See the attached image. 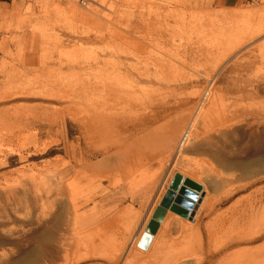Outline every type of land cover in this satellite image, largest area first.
<instances>
[{
  "label": "rangeland",
  "instance_id": "374dc122",
  "mask_svg": "<svg viewBox=\"0 0 264 264\" xmlns=\"http://www.w3.org/2000/svg\"><path fill=\"white\" fill-rule=\"evenodd\" d=\"M98 3H93L91 0H13L11 2L0 0V264H68L78 251V253H83L86 250L96 256L79 264H127V261L128 264H133L130 261L131 256L141 258L138 260L141 264L142 262L144 264H167L166 261L176 256L178 252L179 256L189 255V258L186 257L187 261L184 260L181 264H208L205 258L210 259L209 251L214 255L212 264H253L257 253L263 254L264 252V239L254 243L248 241L250 233L264 228V217L254 219L255 221L250 218L251 211L258 208V205L261 208L264 207V199L258 205L254 202L258 197V191L264 193V151L257 153L258 155L255 154V159L251 156L250 150L247 151L245 148L246 145L251 144L247 138L248 133L242 139L232 138L233 143L226 135L220 139L222 142H219L221 137L217 139L214 132L216 129V131L218 129L229 131L235 128L246 132H249V129H264V45H262L264 44V0H197L195 8L191 11L179 7L177 9L180 13L175 11L173 19H177V23L180 21L188 24L189 21V30L185 31L187 33L184 31L180 33L177 27L173 29L172 19L167 20V27L158 23V18L172 9L171 4L167 5L165 0H107L105 5L108 9L111 7L110 12L106 7L105 9L98 7ZM93 5L103 10L101 12L102 15L104 14L103 17L109 14L114 19L107 16L112 21H108L106 17L103 19L101 14L99 16L100 12L97 15L95 11H91L96 8H93ZM88 7L91 10H88ZM115 8L116 11L113 13ZM145 10L149 12L146 13ZM87 12H90V16ZM134 14L139 16L136 18ZM88 16L90 18L96 16L98 22L93 18V21H96H92L93 24L88 20ZM105 19L108 23L107 28L111 23L112 28H108L110 30H105ZM144 20L145 23L142 22ZM150 20L153 22H149ZM101 21L102 24L104 21V26L99 23ZM86 22L89 24L86 25ZM131 24L136 25V33L132 32ZM101 27L105 28L104 31ZM138 27L141 30H138ZM257 28L263 29L259 37L254 39L250 45H247L250 42L246 43L242 49L240 48L230 57L227 63H224L227 59L223 61L221 57L227 52L225 49L232 47L231 44L238 41L239 37L255 34ZM127 30L128 33H126ZM106 31L110 36L112 34L111 38L107 39ZM175 31H178L180 36L186 35L180 38ZM160 32L164 39L159 42ZM190 33L193 34L190 36ZM119 34L134 36L133 38L129 36L128 39L123 37L124 40H122L121 35L117 36ZM175 35L179 37L175 38ZM129 39L131 46L130 42L129 44L123 42ZM172 40L175 43H172ZM136 41L137 44L143 41L139 50L137 49L139 45L135 44L136 48L133 46ZM170 46L178 49H171ZM186 47H194L196 56H194V62L185 60ZM112 49L116 50L118 58ZM128 51L131 55L136 53L134 57L140 60L137 62L132 59ZM161 52L167 54L168 58L163 59L165 54L161 55ZM169 53H175L177 60L175 57L171 58L174 55H169ZM121 54H124V57ZM141 55L145 57V60ZM106 56L110 57V61L121 62L125 67L129 64L141 66L139 61H145L146 64L150 62L148 67L152 73L154 70L151 65L162 56L161 65L155 69L159 70L160 67L162 71L165 68L163 75L168 73V78H170H165L166 81L162 83L151 78L150 83L138 86L146 89L149 96L144 95V99L137 98L138 100L135 96L134 99L132 98L131 104L134 106L127 110L120 120L124 125L122 129H132L136 124H151L152 126L148 129H162L156 138L163 139L171 133V129H179L186 117L181 113L192 102L195 103L198 94L203 93L207 88L202 94L205 98L208 96L204 110L199 113L205 98L194 115L187 120L189 124L186 128V134L191 128L203 129L204 135L201 138L196 136L191 140L183 139V143L173 153L161 144L160 148H155L154 156L148 158L145 167L139 168L140 171L132 174L133 176L129 175L128 180L121 178L120 180L121 173L117 170L111 172L113 175L107 179L104 175L94 177V170L86 166L96 162L99 158L79 161V151L83 147L85 120L87 119L85 99L80 94L81 84L88 79L93 80L95 72L102 66L97 62L104 59L107 61ZM24 57H27L26 60ZM173 60L179 63L173 64ZM184 61L186 63L182 65ZM168 63L171 66L169 64L167 68ZM68 67L74 70L70 71ZM85 70L91 71L84 73ZM87 73L88 77H83ZM172 77H177V80ZM177 82L182 84L181 88L175 87ZM93 100L90 101L92 109L96 106V99ZM236 118L238 120H234L232 125L221 126L222 123ZM197 123L202 127L200 128ZM208 129L212 132H208ZM261 138L259 141H263L258 142L257 140V148L258 145L264 143V139ZM213 139L215 143L212 142ZM211 142L214 145L219 143L213 146ZM234 145L238 147L235 149ZM237 153L240 155L237 156ZM176 174L200 185V189L192 190L195 195L194 200H198L199 204L206 194L210 195V198L203 206L196 223L190 217H186L195 225L189 226L184 221V225L178 223L180 226L178 227L177 224L173 227L172 232L174 233H169L161 245V254L158 252L159 255L156 253L158 256L155 253L150 256V243L153 239V235L150 236L151 222L155 221L154 216L169 192L171 181ZM129 179L132 186L129 185ZM133 188L137 189L136 192ZM140 188L143 189L140 190ZM204 189L208 191L205 192L206 194L203 192ZM194 200L191 201L192 206L195 203ZM210 200H213V203H210ZM187 211L188 215L190 209ZM167 212L168 210L166 214ZM179 216L184 219L183 216ZM235 217L238 219L231 222ZM257 222L258 225H256ZM186 225L194 227V231L197 229L198 235L193 236L191 232L185 230ZM182 228L186 234L181 231ZM236 232H241L242 240L238 244L230 243L229 238H232ZM170 235L172 237L169 241ZM150 237L151 241L147 246ZM124 239H127L124 253L118 255L116 251L113 254L116 255L114 260L111 257L107 259L106 256V259L103 258L100 252L113 248L114 242H124ZM174 240L176 242H172ZM185 240L190 242L186 243ZM190 244L194 247L191 248ZM173 245H177L176 248ZM224 245L226 250L214 253L217 248ZM161 249L166 252L168 250L167 255ZM62 250H65V253Z\"/></svg>",
  "mask_w": 264,
  "mask_h": 264
},
{
  "label": "bare ground",
  "instance_id": "6f19581e",
  "mask_svg": "<svg viewBox=\"0 0 264 264\" xmlns=\"http://www.w3.org/2000/svg\"><path fill=\"white\" fill-rule=\"evenodd\" d=\"M93 3H95V2H99L97 5H98V7H102V8H104L105 9V7H106V5H105V3H106V1L107 0H91ZM118 1V0H117ZM121 1V0H120ZM127 1V0H126ZM131 1V0H130ZM147 1V0H146ZM150 1V0H149ZM166 1V3H168L167 5H169V3L171 4V10L170 11H168V12H166V13H163V14H165V15H163L162 17L160 16L159 18H158V23L159 24H162V25H164L165 27H167V20H169V19H172L173 20V24L174 25H172V27H173V29H174V27H177V28H179L180 29V33L182 32V31H186L187 29L189 30V28H188V24L190 23L189 21H188V24H186V22H183V23H181L180 21L177 23V19L175 20V19H173L174 17H175V15H174V12L175 11H177V13L179 14L180 13V10L179 9H177V8H179V7H183V8H185L186 10H188V11H191V10H193L194 8H195V6H196V4H197V0H165ZM71 2V1H70ZM69 2V3H70ZM109 2V1H108ZM139 2V1H138ZM160 2V1H159ZM56 3V2H55ZM68 3V2H67ZM68 3V4H69ZM112 3V2H111ZM141 3V2H140ZM143 3V2H142ZM150 3V2H149ZM148 3V4H149ZM158 3V2H157ZM161 3V2H160ZM115 4V3H114ZM117 4V3H116ZM156 4V3H155ZM155 4H154V6H155ZM74 5V4H73ZM73 5H71V7L73 6ZM86 5V4H85ZM88 5H89V3H88ZM107 5H110V4H108L107 3ZM127 5H128V3H127ZM132 5V4H131ZM130 5V6H131ZM146 5V4H145ZM163 5H164V2H163ZM162 4H161V6H163ZM94 6V5H93ZM92 6V7H93ZM111 6H112V4H111ZM130 6H129V8H130ZM178 6V7H177ZM96 6H94L93 8H95ZM98 7H96L95 8V10L94 9H90L89 7V9L88 10H91V11H95L96 12V14L97 13H99V16H100V14H101V12L103 11H101ZM109 7V6H108ZM115 7H118V6H115ZM122 7V6H121ZM137 7V6H136ZM169 7V6H168ZM70 8V7H69ZM68 8V9H69ZM72 8H74V7H72ZM76 8V7H75ZM101 8V9H102ZM111 8V7H110ZM109 8V9H110ZM125 8V7H124ZM128 8V7H127ZM148 8V7H147ZM78 9V8H77ZM106 9L110 12V10L106 7ZM112 9H114L113 7H112ZM122 9V8H121ZM133 9V8H132ZM143 9V8H142ZM75 10V9H74ZM79 10V9H78ZM107 10H104V11H107ZM118 10V9H117ZM130 10V9H129ZM138 10V9H137ZM144 10V9H143ZM71 11V10H70ZM69 11V12H70ZM76 12H78L77 10H75ZM74 11V12H75ZM115 11H116V8H115V10H114V12L113 13H115ZM121 11V10H120ZM125 11V10H124ZM128 11V10H127ZM146 11V10H145ZM158 11V10H157ZM94 12V13H95ZM111 12V13H112ZM133 12V11H132ZM147 12H149V11H146V13ZM105 13V12H104ZM106 13H108V12H106ZM113 13L111 14V15H113ZM117 13V12H116ZM155 13V12H154ZM87 14H89V16H90V12H87ZM95 14V15H96ZM193 14V13H192ZM42 15V14H41ZM76 15H77V13H76ZM79 15V14H78ZM84 15H86V14H84ZM91 15H92V13H91ZM98 15V14H97ZM109 14H107L106 16L107 17H109V18H113V16H111L110 17V15L108 16ZM120 15V14H119ZM135 15V14H134ZM47 16V15H46ZM74 16V15H73ZM82 16H83V14H82ZM88 16V20H90L91 22L94 20L93 18H95V20L97 21V19H96V16H91L92 18H90ZM101 16H102V18L104 19L105 17H103L104 16V14L102 15L101 14ZM136 16V18H137V16H139V15H135ZM147 16V15H146ZM149 16V15H148ZM151 16V15H150ZM158 16V15H157ZM192 16V15H191ZM190 16V17H191ZM78 17V16H77ZM84 17V16H83ZM106 17V18H107ZM128 17V16H127ZM131 17V16H130ZM143 17V16H142ZM141 17V18H142ZM177 17H180V16H177ZM195 17V16H194ZM11 18V17H10ZM27 18V17H26ZM25 18V19H26ZM101 18V19H102ZM109 18H107L108 19V21H110L111 19H109ZM116 18V17H115ZM132 18H134L133 16H132ZM140 18V17H139ZM144 18H146L145 16H144ZM143 18V19H144ZM149 18V17H148ZM147 18V19H148ZM186 18H187V16H186ZM45 19V18H44ZM46 19H48V18H46ZM45 19V20H46ZM76 19H78L79 20V18H76ZM83 19H86V18H83ZM82 19V21H85V20H83ZM92 19V20H91ZM114 19V18H113ZM118 19V18H117ZM135 19V18H134ZM142 19V20H143ZM157 19V18H156ZM182 19H183V17H182ZM87 20V19H86ZM139 20V19H138ZM138 20H136V21H138ZM48 21V20H47ZM96 21H93V22H96ZM105 22H106V19L104 20ZM104 21H103V24H102V21L101 22H99V23H101L103 26L105 25L104 24ZM112 21V20H111ZM127 21V20H126ZM129 21V20H128ZM182 21H184V20H182ZM90 22V23H91ZM92 22V23H93ZM98 22V21H97ZM116 22V21H115ZM123 22V21H122ZM142 22H146L145 20L144 21H142ZM142 22H141V24H142ZM147 22H148V20H147ZM149 22H151V20L149 21ZM153 22V21H152ZM151 22V23H152ZM171 22V21H170ZM192 22H193V20H192ZM203 22V21H202ZM20 23V22H19ZM24 23V22H23ZM22 23V24H23ZM85 23V22H84ZM87 23V22H86ZM131 23H132V20H131ZM139 23V22H138ZM78 24V23H77ZM80 24V23H79ZM89 23H87L86 25H88ZM94 24V23H93ZM107 22H106V25L104 26L105 28H103V27H101V29H102V31H104V29L105 30H107L108 28H110L111 26V23H110V25H109V27L107 28L106 26H107ZM129 24V23H128ZM150 24V23H149ZM156 24V23H155ZM84 25V24H83ZM112 25H113V23H112ZM146 25V24H145ZM162 25H161V27H162ZM191 25H193V24H191ZM91 26V25H90ZM89 26V27H90ZM99 28H100V26L99 25H97ZM116 26V25H115ZM118 26V25H117ZM123 26V25H122ZM126 26V25H125ZM131 26L133 27H131L132 29H133V33L135 32V29H137V27H136V25H132L131 24ZM140 26V25H139ZM146 26H148V24L146 25ZM150 26V25H149ZM156 26V25H155ZM157 26H159L158 24H157ZM190 26V25H189ZM194 26V25H193ZM206 26V25H205ZM257 26V25H256ZM73 27H75L74 25H73ZM78 27V26H77ZM77 27H76V29H77ZM81 27V26H80ZM118 27H120V26H118ZM142 27H143V25H142ZM141 27V28H142ZM172 27H170V28H172ZM72 28V27H71ZM97 28V27H96ZM112 28V27H111ZM139 29L138 30H141L140 29V27H138ZM146 28V27H145ZM150 28V27H149ZM164 28V27H163ZM191 28V27H190ZM254 28V27H253ZM256 28V27H255ZM79 29V28H78ZM88 29V28H87ZM94 29V28H93ZM101 29H99V30H101ZM117 29V28H116ZM130 29V28H129ZM128 29V30H129ZM143 29V28H142ZM252 29V28H251ZM108 30H110V29H108ZM128 30H127V32L126 33H128ZM156 30V29H155ZM166 30H168V29H166ZM165 30V31H166ZM193 30V29H192ZM197 30V29H196ZM255 29H253V31H254ZM112 31V30H111ZM131 31V30H130ZM137 31V30H136ZM169 31H170V29H169ZM169 31H168V33H169ZM179 31V30H178ZM178 31L176 32V33H178ZM252 31V32H253ZM35 32V31H34ZM115 32V29H114V27H113V32H112V34ZM139 32V31H138ZM148 32V31H147ZM153 32H155L156 33V31H153ZM171 32H174V31H171ZM183 32V33H184ZM263 32V29L262 28H257V30H255V34H253V35H251V36H249V35H246V36H243V37H239L238 38V41H234L233 43L234 44H231L232 45V47H229V48H227V49H225L227 52L226 53H221L222 54V56L223 57H221V58H223L222 60L223 61H225V59H227L224 63H227V61L230 59V57L231 56H233L234 54H236L237 52H238V50L241 48L242 49V47L246 44V43H248V42H250L249 44H247V45H250V44H252L253 42V40L254 39H256L257 37H259V35L261 34ZM98 33V32H97ZM100 33V32H99ZM106 33H107V35L108 36H110L109 34H108V31H106ZM111 33V32H110ZM123 34H124V32H122ZM130 33V32H129ZM136 33V32H135ZM185 33H187V32H185ZM197 33V32H196ZM250 33V32H249ZM76 34V33H75ZM112 34H111V36L110 37H108L107 36V39H109V38H111L112 37ZM143 34V33H142ZM141 34V35H142ZM153 34V33H152ZM157 34H159V33H157ZM189 34V33H188ZM193 34V33H192ZM191 33H190V36L192 35ZM101 35V34H100ZM121 34H119V35H117V36H120ZM128 34H126V36H127ZM163 35V34H162ZM161 35V32H160V34L158 35V41L160 40H162V39H164L163 38V36ZM166 35V34H165ZM168 35V34H167ZM178 35L180 36V34L178 33ZM183 35H186V34H183ZM182 35V36H183ZM35 36V35H34ZM44 36V35H43ZM122 36V35H121ZM125 35L124 36H122L121 37V39L123 38V37H125L124 39H128V37L130 36H127L126 37ZM133 36L134 35H132V36H130V37H132L133 38ZM157 36V35H156ZM170 36V35H169ZM168 36V37H169ZM173 36V35H172ZM178 36V37H179ZM182 36H180V38H182ZM195 36V35H194ZM36 37V36H35ZM103 37V36H102ZM101 37V38H102ZM106 37V36H105ZM104 37V38H105ZM113 37H114V34H113ZM139 37V36H138ZM141 37V36H140ZM145 37H146V35H145ZM149 37H151V36H149ZM177 37V35H175V38ZM177 37V38H178ZM189 37V36H188ZM187 37V38H188ZM118 38V37H117ZM131 38V39H132ZM157 38V37H156ZM167 38V37H166ZM185 38V37H184ZM195 38V37H194ZM19 39V38H18ZM21 39V38H20ZM103 39V38H102ZM119 39V38H118ZM124 39H122V40H124ZM172 39V38H171ZM54 40V39H53ZM112 40V39H111ZM110 40V41H111ZM117 40V39H116ZM122 40H119V41H121L122 42ZM135 40V39H134ZM143 40H144V38H143ZM147 40V39H146ZM167 40V39H166ZM170 39H168V41H169ZM180 40V39H179ZM178 40V41H179ZM32 41V40H31ZM55 41V40H54ZM118 41V42H119ZM159 41V42H160ZM167 41V42H168ZM188 41H189V39H188ZM21 42V41H20ZM45 42V41H44ZM108 42V41H107ZM112 42V41H111ZM123 42H130L131 43V41H130V39H129V41L128 40H125V41H123ZM143 42V41H142ZM142 42L141 43H139V44H137L138 42L136 41L134 44H133V46H135V44H136V46H138L139 45V47L142 45ZM157 42V41H156ZM171 42V41H170ZM170 42H169V44H170ZM186 42V41H185ZM252 42V43H251ZM34 43V42H33ZM53 43V42H52ZM105 43V42H104ZM115 43V42H114ZM120 43V42H119ZM126 43V45H128ZM165 43H166V41H165ZM164 43V44H165ZM172 43H175L173 40H172ZM171 43V44H172ZM192 43V42H191ZM196 43H198V42H196ZM222 43V42H221ZM232 43V42H231ZM263 43V42H262ZM31 44V43H30ZM107 44V43H106ZM110 44V43H109ZM113 44V43H112ZM116 44V43H115ZM124 44V43H123ZM149 44V43H148ZM157 44V43H156ZM167 44V43H166ZM188 44V43H187ZM199 44V43H198ZM78 45V44H77ZM126 45H122L123 47L124 46H126ZM132 45V43L130 44V46ZM178 45V44H177ZM189 45V44H188ZM187 45V46H188ZM208 45V44H207ZM214 45V44H213ZM262 45H264V44H262ZM108 46V45H107ZM120 46V45H119ZM136 46H135V48H136ZM145 46V45H144ZM159 46V45H158ZM172 46V45H171ZM170 46V47H171ZM174 46V45H173ZM176 46V45H175ZM196 46V45H195ZM220 46H221V44H220ZM226 46H228V45H226ZM230 46V45H229ZM137 48L138 50L139 49H141V47L140 48ZM208 47V46H207ZM213 47V46H212ZM263 47V46H262ZM262 47H261V49H262ZM44 48H46V47H44ZM110 48V47H109ZM128 48V47H127ZM133 48V47H132ZM131 48V49H132ZM135 48H133L134 50H135ZM142 48H143V46H142ZM145 48H146V46H145ZM160 48V47H159ZM166 48V47H165ZM168 48H169V46H168ZM178 49V48H176V47H171V49ZM194 48V47H193ZM192 47H186V50H185V52H184V57H185V60H189V61H192V62H194L193 60H194V56H195V54H194V49H193ZM218 48V47H217ZM113 49H115V48H113ZM112 49V50H113ZM118 49V48H117ZM122 49V48H121ZM130 49V48H129ZM130 49V50H131ZM150 49V48H149ZM170 49V48H169ZM198 49V48H197ZM38 50V49H37ZM80 50V49H79ZM98 50V49H97ZM100 50V49H99ZM102 50V49H101ZM126 50V49H125ZM165 50V49H164ZM202 50V49H201ZM59 51V50H58ZM64 51V50H63ZM111 51V50H110ZM114 51V50H113ZM119 51V50H118ZM123 51V50H122ZM141 51V50H140ZM197 51V50H196ZM218 51V50H217ZM260 51V50H259ZM116 52V50L114 51V54L116 55V57H117V54L115 53ZM124 52V51H123ZM122 52V53H123ZM127 52V51H126ZM133 52V51H132ZM135 52H136V50H135ZM147 52V51H146ZM155 52V51H154ZM171 52V51H170ZM176 52V51H175ZM179 52V51H178ZM178 52H177V54H178ZM224 52V51H223ZM30 53V52H29ZM28 53V54H29ZM39 53V52H38ZM131 53V52H130ZM129 53V51H128V54H130ZM140 53V52H139ZM168 53V52H167ZM219 53V54H220ZM248 53V52H247ZM259 53V52H258ZM35 54V53H34ZM45 54V53H44ZM48 53H47V51H46V55H47ZM57 54H59V53H57ZM88 54V53H87ZM163 54H165V53H162L161 52V55H163ZM171 53H169V55H170ZM175 54V53H174ZM174 54H171V55H174ZM194 54V55H193ZM251 54V53H250ZM261 54V53H260ZM31 55V54H30ZM41 55V54H40ZM39 55V56H40ZM45 55V56H46ZM75 55V54H74ZM80 55V54H79ZM83 55V54H82ZM91 55H93L92 53H91ZM96 55V54H95ZM105 55V54H104ZM122 55V54H121ZM201 55V54H200ZM210 55V54H209ZM216 55V54H215ZM254 55V54H253ZM252 55V56H253ZM256 55V54H255ZM32 56V55H31ZM81 56V55H80ZM110 56H111V54H110ZM123 57H124V54L122 55ZM130 56H132L133 58L132 59H135V60H137V62H138V60H140V58L139 59H136L134 56H136V53L134 54V55H131L130 54ZM158 56H159V53H158ZM164 56V58L163 59H165L166 57L168 58V55L167 54H165V55H163ZM179 56V55H178ZM198 56V55H197ZM247 56V55H246ZM28 57H29V55H28ZM59 57V56H58ZM61 57V56H60ZM63 57V56H62ZM75 57V56H74ZM88 57V56H87ZM107 57V56H106ZM112 57V56H111ZM119 57V56H118ZM117 57V58H118ZM129 57V56H128ZM139 57H140V55H139ZM141 57H144V56H142L141 55ZM155 57V56H154ZM174 57H175V55L173 56V57H171V58H173L174 59ZM196 57V56H195ZM20 58V57H19ZM27 58V57H26ZM26 58L24 57V59L26 60ZM35 58V57H34ZM69 58V57H68ZM71 58V57H70ZM85 58V57H84ZM95 58H97V56L95 57ZM108 58V57H107ZM126 58V57H125ZM131 58V57H130ZM137 58H138V56H137ZM150 58V57H149ZM157 58V57H156ZM170 58V57H169ZM170 58V59H171ZM178 58V57H177ZM205 58V57H204ZM23 59V60H24ZM29 59H30V57H29ZM64 59V58H63ZM78 59H80V58H78ZM83 59V58H82ZM89 59V58H88ZM100 59V58H99ZM102 59V58H101ZM100 59V60H101ZM110 59V57L108 58V60L107 61H105V59L103 60V61H98L97 62V64H102V66L101 67H99L98 68V70L95 72V75H94V78H93V80H87L86 82H84V83H82L81 85H82V87L80 88V94L81 95H83V98L85 99V104H84V106H86V112L85 113H87V119L85 120V132H84V143H83V147L82 148H80V151H79V161H81V162H83V161H87V160H92V159H97V158H99L96 162H94V163H92V164H90V165H87L86 167H88L89 169L91 168V169H93L94 170V172H95V175H94V177H99V176H101V175H104V177H106V179L107 178H109L110 177V175H113L111 172H116V170H117V172H120L121 174L119 175V179L121 178L122 180L123 179H127V177L129 176V175H134V173H136L138 170H139V168H142V167H145V165L148 163V158H151V157H153L154 156V154H155V152H156V149L155 148H160V145L162 144V146L163 147H165L166 149H168V151L170 152V153H173L180 145H181V143H183V139L184 140H191V139H194V138H196V136H197V138H198V136H200V138H201V136H203L204 135V131H203V129H189V131H188V133L186 134V128H187V126H188V122L189 121H187V120H189L191 117H192V115H194V113L196 112V110H197V108L198 107H200V104H201V102H202V100H203V98H205V96L204 95H202L203 93H204V91L207 89V88H205L204 89V91H203V93L201 92L200 94H198V97H197V100H196V102L195 103H193L192 102V104L191 105H189V107H187L184 111H183V113H181V115L183 114V116H186L185 118H184V122H182L181 123V126L179 127V129H171V133L170 134H167L163 139H158V138H156V136L158 135V134H160V132L162 131V129H148L149 127H151L152 125L151 124H146V123H142V124H136L132 129H122L123 128V124H122V122L120 121L121 119H122V116H123V114H125L126 113V111L127 110H129L131 107H133L134 105L133 104H131V101H133L132 100V98L134 99V96L136 97V99L138 98V99H141V98H143V96L144 95H146V96H149L147 93V91H146V89H143V88H140V87H138L139 85H141V84H146V83H150L151 81H150V79L151 78H153L156 82H160V83H162V82H165L166 80H164L165 78L166 79H170V78H168L169 77V75H168V73H166V75H163V72H164V70H165V68H164V70H162L161 71V68L159 67V70H156L155 68H157L159 65H161V62H162V56L161 57H158V59H156L154 62H153V64L151 65V67H153V70H154V72L152 73V72H150V70H149V67H148V65L150 64V62H149V64L147 63L146 64V62L145 61H139V64H141V66H138L137 64H135V65H131V64H129L128 66H126L125 67V65H122L121 64V62H118V61H115V60H109ZM127 59V58H126ZM142 59V58H141ZM147 59V58H146ZM151 59V58H150ZM154 59V58H153ZM169 59V60H170ZM175 59H176V57H175ZM202 59V58H201ZM218 59H219V57H218ZM259 59V58H258ZM261 59V58H260ZM131 60V59H130ZM143 60H145V57H144V59ZM148 60V59H147ZM167 60V59H166ZM172 60V59H171ZM170 60V61H171ZM177 60V59H176ZM176 60H173L174 61V63L173 62H170V63H173V64H175L176 63ZM181 60V59H180ZM207 60V59H206ZM211 60V59H210ZM221 60V59H220ZM250 60V59H249ZM30 61V60H29ZM32 61V60H31ZM73 61V60H72ZM91 61V60H90ZM234 61V60H233ZM51 62V61H50ZM54 62V61H53ZM71 62V61H70ZM69 62V63H70ZM94 62V61H93ZM135 62V61H134ZM167 62V61H166ZM181 62V61H180ZM251 62V61H250ZM60 63H61V61H60ZM151 63H152V61H151ZM170 63H168V66H167V68L169 67V64ZM177 63H179V61L177 62ZM176 63V64H177ZM183 63L185 64L186 62L184 61V62H182V65H183ZM189 63H191V62H189ZM222 63V62H221ZM65 64V63H64ZM75 64V63H74ZM73 64V65H74ZM93 64V63H92ZM95 64V63H94ZM163 64V63H162ZM181 64V63H180ZM179 64V65H180ZM187 64H188V62H187ZM186 64V65H187ZM23 65H24V63H23ZM62 65V64H61ZM91 65V64H90ZM81 66V65H80ZM165 66V65H164ZM170 66H171V64H170ZM175 66V65H174ZM174 66H173V68H174ZM181 66V65H180ZM185 66V65H184ZM217 66V65H216ZM63 67V66H62ZM65 67V66H64ZM96 67V66H95ZM187 67H188V65H187ZM234 67V66H233ZM21 68V67H20ZM44 68V67H43ZM73 68V67H72ZM177 68H180V67H177ZM176 68V69H177ZM196 68V67H195ZM79 69V68H78ZM81 69V68H80ZM158 69V68H157ZM187 69H191V68H187ZM68 70H74V69H70V67H68ZM82 70V69H81ZM94 70V69H93ZM171 70V69H170ZM178 70V69H177ZM79 72H80V70H78ZM86 71H89V70H85V72L84 73H86ZM91 71V70H90ZM89 71V72H90ZM152 71V70H151ZM26 72V71H25ZM170 72V71H169ZM173 72V71H172ZM177 72V71H176ZM175 72V73H176ZM57 73V72H56ZM94 73V72H93ZM178 73V72H177ZM182 73H184V72H182ZM207 73V72H206ZM31 74V73H30ZM79 74V73H78ZM92 73H90V75H91ZM171 74V73H170ZM187 74V73H186ZM39 75V74H38ZM88 73H87V75H84L83 77H88ZM176 75V74H175ZM190 75V74H189ZM195 75V74H194ZM53 76H55V75H53ZM75 76V75H74ZM193 76V75H192ZM209 76V75H208ZM73 77V76H72ZM79 77V76H78ZM77 77V78H78ZM190 77V76H189ZM205 77V76H204ZM91 78V77H90ZM172 78H174V77H172ZM177 77H175L174 79H176ZM195 78V77H194ZM49 79V78H48ZM51 79H52V77H51ZM82 79V78H81ZM179 79V78H178ZM80 80V79H79ZM173 80V79H172ZM172 80H170V81H172ZM177 80V79H176ZM176 80H173V81H175L176 82ZM191 80V79H190ZM40 81V80H39ZM46 81V80H45ZM84 81V80H83ZM169 81V80H168ZM180 81V80H179ZM188 81V80H187ZM41 82V81H40ZM81 82V81H80ZM32 83V82H31ZM35 83V82H34ZM170 83V82H169ZM62 84V83H61ZM34 85V84H33ZM48 85V84H47ZM54 85V84H53ZM67 85V84H66ZM76 85V84H75ZM74 85V86H75ZM151 85V84H150ZM182 84H179L178 82H177V84L175 85V87L176 88H178V87H180ZM29 86V85H28ZM39 87V86H38ZM41 87H42V85H41ZM46 87H48V86H46ZM158 87H159V85H158ZM161 87V86H160ZM78 88V87H77ZM170 88V87H169ZM181 88V87H180ZM54 89V88H53ZM162 89V88H161ZM175 89V88H174ZM160 91V90H159ZM73 92V91H72ZM64 93V92H63ZM149 93H152V92H149ZM168 93V92H167ZM79 94V95H80ZM159 94H161V93H159ZM165 94V93H164ZM62 95V94H61ZM74 95V94H73ZM80 95V96H81ZM152 95H153V93H152ZM151 95V96H152ZM197 95V94H196ZM67 96V95H66ZM150 96V97H151ZM154 96H156V94L154 95ZM177 96V95H176ZM191 96H193V95H191ZM203 96V97H202ZM62 97V96H61ZM158 97V96H157ZM208 97V96H207ZM205 98L204 99V101H203V103H202V105H201V107H200V109H199V113H201V111H203L204 110V104H205V102H206V100L208 99V98ZM51 98V97H50ZM82 99V98H81ZM91 99L93 100V99H96V101H95V108H93L92 109V107H91V105H90V101H91ZM137 99V100H138ZM144 99V98H143ZM156 99V98H155ZM195 99V98H194ZM154 100V99H153ZM83 101V100H82ZM94 101V100H93ZM93 101H92V103H93ZM140 101V100H139ZM194 101V100H193ZM138 102V101H137ZM136 102V103H137ZM83 103H84V101H83ZM141 103V102H140ZM139 103V104H140ZM94 104V103H93ZM135 104V103H134ZM145 105V104H144ZM140 107V106H139ZM92 109V110H91ZM84 111V110H83ZM128 114H130V113H128ZM86 115V114H85ZM202 114H200V116H201ZM241 115V114H240ZM243 115V114H242ZM260 115V114H259ZM233 116V115H232ZM249 116V115H248ZM199 117V116H198ZM198 117H197V119H198ZM203 118V117H202ZM201 118V119H202ZM234 118V117H233ZM250 118V117H249ZM256 118V117H255ZM200 119V118H199ZM245 119V118H244ZM234 120H238V118H236V119H232V120H230V121H226L224 124L222 123L221 124V126L222 127H225L226 125H232V123H233V121ZM242 121H243V119H241ZM249 120V119H248ZM200 121V120H199ZM240 121V120H239ZM198 122V121H197ZM214 122H216V121H214ZM241 122V121H240ZM246 122H247V119H246ZM84 123V122H83ZM87 123H88V125H87ZM199 124H200V122H198ZM197 123V124H198ZM212 123H213V121H212ZM211 123V124H212ZM218 123V122H217ZM199 124H198V126H199ZM247 124V123H246ZM216 125V124H215ZM215 125H214V128H215ZM217 125H220V124H217ZM237 125V124H236ZM193 126V125H192ZM234 126H235V124H234ZM200 128L202 127V126H199ZM213 127V126H212ZM217 127V126H216ZM239 127V126H238ZM237 127V128H238ZM241 127V126H240ZM247 127V126H246ZM245 127V128H246ZM248 127H250V126H248ZM242 128V127H241ZM211 130V129H210ZM209 129L207 130L208 132L210 131ZM217 130V129H216ZM215 130V136H217V139H218V137H221V138H219V142H222V140H220V139H222V137H225V135L226 136H228V138L230 137L231 138V140H232V138H238V137H240L241 139H242V137L246 134V133H248V136H247V138L250 140V142L249 143H251V144H249L250 145V147H249V145L247 146H245V145H243L242 143H241V145H243V146H245V148L247 149V151H248V149L250 150V152L252 153V155L251 154H249V152H247L249 155H251L252 157L254 156V159H255V154L256 155H258L257 153H260V152H262V151H264V143H263V145H258V148H257V140H258V142H261V141H263V140H261V141H259V139H260V137H262L263 139H264V129H249V132H246L245 130H239V129H230L229 131H222V130H224V129H222V130H220V129H218V131H216ZM83 131H84V129H83ZM212 131H213V128H212ZM212 131H210V132H212ZM206 132V131H205ZM205 134H207V133H205ZM228 134V135H227ZM186 135V136H185ZM184 136H185V138H184ZM210 136H211V134H210ZM214 137V136H213ZM199 138V139H200ZM203 138V137H202ZM229 138V139H230ZM246 138V139H247ZM261 138V139H262ZM208 139V138H207ZM216 139V138H215ZM245 139V140H246ZM203 140H205V139H203ZM231 140H229L230 142H229V144H231ZM209 141V140H208ZM218 141V140H217ZM223 141L225 142V140L223 139ZM193 142V141H192ZM210 142V141H209ZM212 142H214V139H213V141ZM211 142V143H212ZM216 142V141H215ZM214 142V143H215ZM219 142H217V143H219ZM223 142V143H224ZM232 142H233V140H232ZM237 142V141H236ZM244 142V141H243ZM207 143V142H206ZM214 143H212L213 144V146H216V144L214 145ZM234 143V142H233ZM225 144H226V142H225ZM224 144V145H225ZM228 144V145H229ZM235 144H237V143H235ZM240 144V143H239ZM207 145V144H206ZM211 145V144H210ZM233 145V144H232ZM212 146V145H211ZM227 146V145H226ZM256 146V148H254ZM234 147H235V149L238 147V145L236 146V145H234ZM254 148V150H253V148ZM218 148V147H217ZM229 148H231V147H229ZM240 148V147H239ZM252 148V149H251ZM241 149V148H240ZM245 150V149H244ZM215 151H216V149H215ZM224 151V150H223ZM237 151V150H236ZM241 151H242V149H241ZM241 151H239V152H241ZM226 152V151H225ZM245 152V154H246V150L244 151ZM216 153V152H215ZM218 153V152H217ZM222 153V152H221ZM231 153V152H230ZM232 153H234L233 151H232ZM242 153V152H241ZM238 154V153H237ZM236 154V155H237ZM240 154H238L237 156H239ZM242 155V154H241ZM264 155V154H263ZM172 156V155H171ZM242 157H244V156H242ZM247 157H249V156H247ZM260 158V157H259ZM155 159V158H154ZM168 160V159H167ZM233 161V160H232ZM244 161V160H243ZM221 162V161H220ZM235 162V161H234ZM151 163V162H150ZM229 163V162H228ZM236 163V162H235ZM218 164V163H217ZM219 165V164H218ZM231 165V164H230ZM229 165V166H230ZM236 165V164H235ZM249 165V164H248ZM225 166V165H224ZM234 166V165H233ZM223 167V166H222ZM227 167H228V164H227ZM247 167V166H246ZM225 168V167H224ZM223 168V169H224ZM234 168V167H233ZM144 169V168H143ZM231 170V169H230ZM140 171V170H139ZM138 173V172H137ZM132 175V176H133ZM256 175H257V173H256ZM161 176V175H160ZM255 176V175H254ZM103 178V177H102ZM112 178V177H111ZM118 179V178H117ZM116 179V180H117ZM120 179V180H121ZM109 180V179H108ZM110 180H112V179H110ZM114 180V179H113ZM128 180V179H127ZM134 181V180H133ZM132 181V182H133ZM264 181V180H263ZM119 182V181H118ZM112 184V183H111ZM129 185H131L132 186V183H131V181H130V179H129ZM200 186V185H199ZM137 187H139V186H137ZM136 187V188H137ZM150 187V186H149ZM134 189V188H133ZM132 189V190H133ZM137 189H139V188H137ZM136 189V190H137ZM143 189V188H142ZM141 188H140V190H142ZM148 189V188H147ZM205 189H207L206 187H205ZM204 189V193L207 191V190H205ZM131 190V191H132ZM135 190V189H134ZM133 190V191H134ZM136 190H135V192H136ZM264 190V189H263ZM141 192V191H140ZM208 192V191H207ZM255 192V191H254ZM138 193H139V191H138ZM137 193V194H138ZM206 194V193H205ZM256 194V193H255ZM258 197H257V199L254 201L255 202V204H261L262 203V201H263V199H264V193L262 192V191H258ZM135 195V194H134ZM204 196V195H203ZM210 196V195H209ZM208 196V194H206V196L202 199V202L199 204V201L198 200H194L195 201V203H193L194 205L192 206V207H190V208H188V209H190V212H189V214L187 215L188 217H190L191 219H193V221H195V223H196V220H197V218H198V215L200 214V212L202 211V209H203V206L205 205V203H206V201L208 200L209 201V199L208 198H210ZM252 198V197H251ZM193 199H195V198H193ZM211 199H213L212 197H211ZM255 199V198H254ZM253 199V200H254ZM213 200H210V203L212 202ZM213 203V202H212ZM208 204H209V202H208ZM45 205V204H44ZM211 205V204H210ZM263 205V204H262ZM256 206V205H255ZM43 208V207H42ZM252 208H253V206H252ZM43 213V212H42ZM127 214H128V212H127ZM239 214V213H238ZM251 216H250V218L252 219L253 218V220L254 219H257V218H262V217H264V207L263 208H261V206L260 205H258V208H255L254 210H252L251 211V214H250ZM24 216V215H23ZM237 216H239V215H237ZM25 217V216H24ZM73 218V217H72ZM184 219H182L177 213H175V212H172V211H170V210H168V212H167V214H166V216L163 218V219H161V221L159 222L160 223V225H159V227H158V230H156V232L154 233V235H153V239H152V241H151V243H150V256L153 254V253H155V255H156V253L159 255V253H160V248L162 247L161 245L165 242L164 240L167 238V236L169 235V233H171L173 230V227H175L178 223H182L181 225H184L183 224V221L186 223V224H189V226H191V224H192V222L191 221H188V219L187 218H185V217H183ZM240 218V217H239ZM242 218V217H241ZM76 219V218H75ZM75 219H73V220H75ZM238 219V217H235V218H233V221H231V222H234V220H237ZM217 220V219H216ZM222 220V219H221ZM255 221V220H254ZM221 222V221H220ZM236 222V221H235ZM152 223V222H151ZM194 223V222H193ZM195 223L194 224H192V225H195ZM231 224V223H230ZM150 225V224H149ZM256 225H258V222L256 223ZM178 227L180 226L179 224L177 225ZM189 226H187L186 225V228H185V230H187L188 232H191V234H193V236H194V234H196V235H198L197 233V229H196V231H194V227L192 228V227H189ZM182 227V226H181ZM223 227V226H222ZM227 228V227H226ZM210 229V228H209ZM216 229V228H215ZM181 230V229H180ZM183 228H182V230L181 231H184V233L186 234V231H185ZM175 231V230H174ZM148 232V231H147ZM242 232V231H241ZM240 232V233H241ZM172 233H174V232H172ZM181 233V232H180ZM239 232L237 233L236 232V234L232 237V238H229L230 240H229V242L230 243H235V244H238L241 240H242V238H243V236H242V234H240ZM18 234V233H17ZM175 234H176V232H175ZM182 234V233H181ZM184 234V235H185ZM129 235V234H128ZM146 235V234H145ZM148 235H150L149 233H148ZM174 235V234H173ZM183 235V236H184ZM187 235H189V233L187 234ZM151 236V235H150ZM210 236V235H209ZM216 236V235H215ZM170 237H172L171 235L168 237V240H169V238ZM174 237V236H173ZM177 237V236H176ZM185 237V236H184ZM191 237V236H190ZM190 237L188 238V239H190ZM2 238V237H1ZM178 238V237H177ZM176 238V239H177ZM180 238V237H179ZM178 238V239H179ZM186 238V237H185ZM3 239V238H2ZM175 239V238H174ZM177 239V240H178ZM262 239H264V228H260V229H257V230H255L254 232H252V233H250L249 234V238H248V241L249 242H258V241H260V240H262ZM5 240V239H4ZM136 240V239H135ZM167 240V241H168ZM171 240V239H170ZM169 240V241H170ZM173 240V239H172ZM126 241H127V239H124V242H122V241H118V242H114V247L113 248H111V249H109V250H107V251H102V252H100V254H102L104 257L103 258H105V256H106V258L107 259H109L110 257L111 258H113V260H114V258H115V256L116 255H113L116 251L118 252V255H121L122 253H124L123 251H125V245H127L126 244ZM186 241V240H185ZM190 241H191V239H190ZM190 241H186V243L187 242H190ZM227 241V240H226ZM226 241L224 242V243H226ZM8 242V241H7ZM172 242H176L175 240L174 241H172ZM179 242V241H178ZM182 242V241H181ZM171 243V242H170ZM180 243V242H179ZM185 243V242H184ZM192 243V242H191ZM168 244V243H167ZM177 245H178V243H176ZM221 244H223V243H221ZM61 245V244H60ZM169 245V244H168ZM171 246H172V244H170ZM177 245H175V246H177ZM182 245H183V243H182ZM188 245V244H187ZM220 245V244H219ZM142 246V245H141ZM149 246V245H148ZM165 246L167 247V245H166V243H165ZM174 245H173V247L174 248H176ZM186 246V245H185ZM191 248L192 247H194L193 246V244H192V246H191V244L189 245ZM60 247H62V245L60 246ZM180 247V246H179ZM184 247V246H183ZM182 247V248H183ZM190 247H189V250H190ZM216 247V246H215ZM41 247H39V249H40ZM145 248V247H144ZM165 248V247H164ZM168 248V247H167ZM166 248V249H167ZM171 248V247H170ZM173 248V249H174ZM38 249V248H37ZM62 249V248H61ZM165 249V250H166ZM177 249H179V248H177ZM186 249V248H185ZM34 250V249H33ZM149 250V249H148ZM172 250V249H171ZM183 250H184V248H183ZM211 250V249H210ZM222 250H226V247H225V245L224 246H222V247H219V248H217V250L214 252V253H216V252H220V251H222ZM41 251H42V249H41ZM63 252L65 251V250H62ZM139 251H141L142 252V250H140L139 249ZM161 251H162V249H161ZM164 251V250H163ZM162 251V252H163ZM172 251H174V250H172ZM185 251V250H184ZM191 251V250H190ZM79 252V251H78ZM77 252V254H76V256L75 257H72L71 258V261L68 263V264H79V263H81L82 261H85V260H88V259H91L92 257H94V256H96V255H94V254H91V252L90 251H88V250H86V251H84L83 253H78ZM159 252V253H158ZM166 254L165 255H167V252H168V250H167V252L166 251H164ZM187 252H189V251H187ZM186 252V253H187ZM192 252V251H191ZM191 252H189L188 254H190V255H192V253ZM212 252H213V250H212ZM223 252V251H222ZM65 253V252H64ZM63 253V254H64ZM66 253H67V251H66ZM143 253V252H142ZM144 253H146V252H144ZM171 253V252H170ZM173 253V252H172ZM183 253H185V252H183ZM30 254H31V252H30ZM140 254V253H139ZM161 254V253H160ZM169 254V253H168ZM10 255H12V254H10ZM64 255H66V254H64ZM134 255V254H133ZM158 255H156V256H158ZM163 255V254H162ZM164 255V256H165ZM180 254H179V252L176 254V256H172V257H170V259L169 260H167L166 262H167V264H181V262L182 261H184V260H186V257L187 258H189V255L187 256V255H181V256H179ZM209 257H210V259H207V258H205V260H206V262L208 263V264H212V263H214L213 262V258H214V255H213V253L211 254V252L209 251ZM220 255V254H219ZM22 256H24V255H22ZM164 256L162 257V259L164 258ZM212 256H213V258H212ZM257 257H256V260L254 261V263L253 264H264V252H263V254L262 253H260V252H258L257 253V255H256ZM20 257V256H19ZM21 258V257H20ZM24 258V257H23ZM22 258V259H23ZM27 258V257H26ZM66 259H67V256L65 257ZM64 258V260L66 261V259ZM105 258V259H106ZM110 258V259H111ZM119 258V257H118ZM153 258V257H152ZM159 258V257H158ZM7 259V258H6ZM5 259V260H6ZM30 259V258H29ZM62 259H63V257H62ZM141 258H137L136 256L135 257H133V256H131V259H130V261L134 264L135 262H137V263H139V264H141L138 260H140ZM149 259H151L150 257H149ZM153 259H156V258H153ZM10 260V259H9ZM18 260V259H17ZM116 260V259H115ZM165 260V259H164ZM163 260V261H164ZM111 261V260H110ZM129 261V262H130ZM146 261V260H145ZM149 261V260H148ZM160 261H161V259H160ZM159 261V262H160ZM187 261V260H186ZM16 262V261H15ZM116 262V261H115ZM114 263V262H113ZM146 263V262H145ZM12 264V263H11ZM22 264V263H21ZM127 264H128V261H127ZM142 264H144L143 262H142ZM184 264V263H183Z\"/></svg>",
  "mask_w": 264,
  "mask_h": 264
},
{
  "label": "water",
  "instance_id": "95a60500",
  "mask_svg": "<svg viewBox=\"0 0 264 264\" xmlns=\"http://www.w3.org/2000/svg\"><path fill=\"white\" fill-rule=\"evenodd\" d=\"M183 181V182H181ZM182 183V185H181ZM201 187L196 182L184 178L180 174H176L171 181L169 192L165 195L161 207L156 212L154 220L151 223L150 234L154 235L159 222L166 214L167 210L177 213L183 217H187L189 205V199L193 198L194 193L192 190H198ZM151 241V237L148 240L147 246Z\"/></svg>",
  "mask_w": 264,
  "mask_h": 264
},
{
  "label": "trees",
  "instance_id": "16d2710c",
  "mask_svg": "<svg viewBox=\"0 0 264 264\" xmlns=\"http://www.w3.org/2000/svg\"><path fill=\"white\" fill-rule=\"evenodd\" d=\"M193 198H195V195L193 196ZM193 198L189 199V205H190V207L192 206V205H191V201L194 200ZM190 207H189V208H190Z\"/></svg>",
  "mask_w": 264,
  "mask_h": 264
},
{
  "label": "built area",
  "instance_id": "2783aa9c",
  "mask_svg": "<svg viewBox=\"0 0 264 264\" xmlns=\"http://www.w3.org/2000/svg\"><path fill=\"white\" fill-rule=\"evenodd\" d=\"M5 1H10V2H11V1H13V0H5Z\"/></svg>",
  "mask_w": 264,
  "mask_h": 264
}]
</instances>
